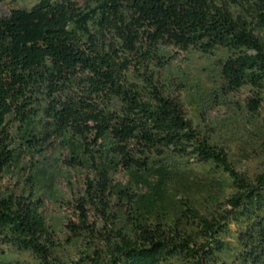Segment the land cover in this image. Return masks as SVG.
<instances>
[{
	"label": "trees",
	"instance_id": "trees-1",
	"mask_svg": "<svg viewBox=\"0 0 264 264\" xmlns=\"http://www.w3.org/2000/svg\"><path fill=\"white\" fill-rule=\"evenodd\" d=\"M187 50H223L218 93L245 90L259 115L264 0H35L0 16V248L16 264H264V170L237 172L192 126L167 74ZM188 164L219 191L192 196Z\"/></svg>",
	"mask_w": 264,
	"mask_h": 264
},
{
	"label": "rangeland",
	"instance_id": "rangeland-1",
	"mask_svg": "<svg viewBox=\"0 0 264 264\" xmlns=\"http://www.w3.org/2000/svg\"><path fill=\"white\" fill-rule=\"evenodd\" d=\"M34 3L35 0H6L0 3V16L8 15L11 8L29 9ZM172 55L167 74L184 82L180 96L192 126L226 148L230 162L237 172L251 176L263 171L260 131L264 129V108L261 107L258 116L251 115L245 108L249 96L245 90L233 96L218 93L220 80L217 62L226 56L225 52L217 50L210 55H201L194 50H187L180 53L172 51ZM187 169L191 170L198 184V187L193 188L192 196H197L200 200L207 193L219 191L217 182L220 177L214 176L211 179L202 173L207 172L206 169L191 164L187 165ZM49 171L65 172L52 166ZM114 179L122 184L128 181L125 174H117ZM4 182L13 185L11 179ZM52 190L61 194L62 201L70 198L64 173L55 178ZM137 190L139 193L144 192V188ZM44 195L47 219L59 227L61 219L67 215L66 210L53 198H47V193ZM20 260L22 258L13 252L0 248V264H16Z\"/></svg>",
	"mask_w": 264,
	"mask_h": 264
}]
</instances>
